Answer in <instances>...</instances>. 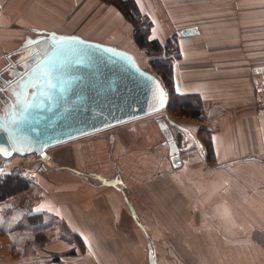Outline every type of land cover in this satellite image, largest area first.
Listing matches in <instances>:
<instances>
[{"label": "crops", "instance_id": "0c3cea01", "mask_svg": "<svg viewBox=\"0 0 264 264\" xmlns=\"http://www.w3.org/2000/svg\"><path fill=\"white\" fill-rule=\"evenodd\" d=\"M133 1L152 20L150 39L164 45L175 36L171 88L177 100H188L200 112L165 119L184 136L179 166L171 164L163 141L168 158L154 162L145 149L124 151V141L116 138V156L133 154L117 164L134 172L132 180L109 173L114 165L102 161L105 138L83 144L94 132L46 148L44 160L38 156L27 166L28 192L0 197V264H119L117 255L101 246L107 247L123 210L138 237L123 264H144V258L145 264H161L153 252L154 237L164 230L186 238L183 244L205 246L201 260L264 264V113L253 107L256 73L264 69V0ZM184 27L195 30L181 34ZM53 30L78 32L84 39L133 52L87 36L118 37L132 31L117 5L104 7L103 0H0V72L8 69L4 54L30 32ZM156 77L167 97L168 88ZM146 128L149 135L160 130L151 123ZM88 154L103 162L98 170L86 169ZM12 167L5 161L0 170ZM151 169L157 171L150 174ZM55 228L61 233L54 235ZM32 230L45 232V239L35 243ZM69 233L77 236L76 244ZM143 240L147 249L138 254L135 249Z\"/></svg>", "mask_w": 264, "mask_h": 264}, {"label": "water", "instance_id": "95a60500", "mask_svg": "<svg viewBox=\"0 0 264 264\" xmlns=\"http://www.w3.org/2000/svg\"><path fill=\"white\" fill-rule=\"evenodd\" d=\"M26 46L30 58L6 80L13 101L0 113L1 157L33 153L44 160L49 146L166 108L158 78L121 48L54 31ZM157 124L171 164L179 166L177 141L164 118Z\"/></svg>", "mask_w": 264, "mask_h": 264}, {"label": "rangeland", "instance_id": "374dc122", "mask_svg": "<svg viewBox=\"0 0 264 264\" xmlns=\"http://www.w3.org/2000/svg\"><path fill=\"white\" fill-rule=\"evenodd\" d=\"M113 0H103V6H107V5H113L114 3H112ZM134 2V1H133ZM135 4V3H134ZM115 5V4H114ZM122 12V11H121ZM127 18V17H126ZM128 19V18H127ZM129 20V19H128ZM130 21V20H129ZM131 22V21H130ZM132 24V31L131 32H121V34H119V36H115L113 35V37L110 35L109 37H99V36H95V35H87L91 38H95V39H100L102 41H107V42H111L117 46H123V47H127V48H131V51L133 50V52L130 54L133 58V60L135 61V63L142 69L150 71L153 75L158 76L161 79L162 75V71H161V67H165V64L161 63L158 59L157 56H155L154 54L151 53V48L148 46L142 47L139 46L137 44V42L135 41V27L133 25V22H131ZM54 31V30H53ZM56 33L59 34H63V35H76V33L78 32H58V31H54ZM47 32H30L27 36H25L23 38V40H21L16 48L14 50H12L11 52L5 53L3 58L5 60V63L8 64L11 61V59L14 61H17V57H18V53L20 52V48L22 47H26V43L29 42L30 40L40 36L41 34H46ZM131 36V37H129ZM126 40H129V42H126ZM102 43V42H101ZM107 44V43H106ZM23 59V58H22ZM21 60V59H19ZM18 60V62H19ZM9 61V62H8ZM5 64V65H6ZM21 67V66H20ZM1 69V68H0ZM13 71H15V69H7V71H1V75L2 78L0 79V110L2 112H5V109L8 106L9 101H13V97L10 91V87L9 85H7V83L5 82L6 80L10 79L13 77ZM162 85V82L159 81ZM163 89H165L163 87ZM165 91V90H164ZM3 100V101H1ZM3 102V103H2ZM174 109H170L169 107L166 106L165 109L157 111V112H153L150 114H146L143 116H139L97 131H94V133L86 135L83 139V144H93L94 139L97 138H105L106 140V146H105V153H106V157L104 158V160L106 162H111L113 163V167L111 169V172L109 173H122V175L127 179H133L134 177V172L132 170H122L121 167H118L117 164L119 163V159L120 157H125L128 155H133L132 153L130 154H126L125 152H123L122 155L116 156L114 153V142L116 140V138H121L124 141V151L126 152H131V150H138L135 153L141 152L142 149H145L146 151H148L150 153V157L154 160V162H157V158L158 159H167V152L166 149L164 147V150L162 148L163 144L162 141L165 139L161 129H158V124H157V120L158 118H168L167 115H169L170 117L174 118L176 116H180L183 111L181 110L182 108H178L176 109L175 107H173ZM185 109H188L189 107H183ZM164 112L166 114V117L164 116ZM187 114V113H186ZM152 124L154 126V128H157L159 130V132H152L151 131V135H149L148 133V129L146 128L147 124ZM168 123V121H167ZM169 128L171 130V133L173 134V136H176L177 138V144L180 148V151L183 148V134L181 131L178 130L177 127H175L174 125H171L169 123ZM200 132L202 133V137H204V131L200 130ZM150 136V142L148 144L147 142V137L146 135ZM77 138V137H75ZM83 138V137H81ZM67 141V140H66ZM63 141V142H66ZM60 142V143H63ZM58 143V144H60ZM183 143V144H182ZM56 145V144H55ZM53 146V145H52ZM50 147V146H49ZM143 150V151H145ZM39 155L36 154H28L27 156H22V157H18L16 155L10 157L9 159H4L0 157V166H2V164L5 161L8 162H12L13 167L11 169H9L10 172L17 170L16 165L20 162H23L26 166L25 170L20 171L22 174H29L30 171L27 168V166H30L34 160L39 159L38 157ZM41 157V156H40ZM210 157V156H208ZM110 158V160H109ZM85 164H86V169L87 170H98L99 168V164L103 163L101 162L100 159L95 158L94 156H91V154H88V156H86L85 158ZM100 160V162H99ZM45 162V161H44ZM38 167V166H37ZM154 167V166H153ZM152 167V168H153ZM155 171H157V169H151L150 170V174L155 173ZM151 177V176H150ZM9 182V181H8ZM13 186V185H11ZM15 186L13 187H9V189L11 190V192L7 195L10 194H20V193H27L28 192V185H25L24 188L22 189L20 187V185H17L15 188ZM141 195V194H140ZM148 205V204H147ZM29 230H24V232L28 233ZM34 231V230H32ZM51 229L47 230V235L50 236L51 235ZM136 231L132 228V224L131 221L129 220V216L128 214L123 210L122 211V216L119 220H117L111 230H110V241L109 243H107V247L105 246H101V249L104 248L105 251L110 252V253H114L117 255L118 257V262L119 264H123V263H127L128 260H130V253L131 249H130V244L131 242L133 243H137L138 241V237L137 234L135 233ZM45 232H40L39 231H34L35 236L33 237L35 240V243H41L43 241V239H45L44 237H46L44 235ZM54 235L55 234H59L61 233L60 229H54L53 230ZM26 236V235H25ZM68 237L76 244L77 243V236L70 234L68 235ZM186 238L177 235L175 236L173 234V232L171 230H164L162 231V234H156L154 237L155 240V250H153V252H155V254L157 255V257L159 258V261L161 264H235L236 261H227L224 260L222 261V263H219L217 261H213V260H201L199 258V254L201 253H205L206 252V247L205 246H190L187 244H183L181 243L182 240H185ZM138 244V243H137ZM140 245V249L136 248L135 251L139 253L144 254L147 246L144 243V240L142 241V243H139ZM193 247V249H192ZM14 252V251H13ZM66 253H72V250H68ZM145 264V258L142 261Z\"/></svg>", "mask_w": 264, "mask_h": 264}, {"label": "trees", "instance_id": "16d2710c", "mask_svg": "<svg viewBox=\"0 0 264 264\" xmlns=\"http://www.w3.org/2000/svg\"><path fill=\"white\" fill-rule=\"evenodd\" d=\"M112 3L117 5L122 13L127 17L131 22H133V25L135 27V41L139 46L145 47L148 46L151 48V53L158 57L159 61L163 64H165V67L161 68L162 75L161 79L163 83L168 88V96H167V102L166 106L170 109H176L182 108L181 110L184 113L191 114L193 116L199 115V110L196 108V106H189L188 100L179 101L178 96L174 94L173 89L171 88V78L169 76V66H170V58L175 53V36H170L164 45H162L158 39H150L149 38V31L150 27L152 25V20L145 14H142L137 9L136 5L134 4L133 0H113ZM161 54L163 56H161ZM183 107H189L188 109H185ZM211 153L210 145L207 144L206 147V155L209 156ZM1 157V156H0ZM4 158V157H1ZM9 159V158H4ZM0 197L5 196L11 192L9 187L20 185V187L23 189L25 185H28L29 178L26 177L24 174H22L20 171L15 170L13 172L6 171L3 172L0 170ZM9 181V182H8ZM13 185V186H11ZM14 187V188H15ZM57 256H55V259Z\"/></svg>", "mask_w": 264, "mask_h": 264}, {"label": "built area", "instance_id": "2783aa9c", "mask_svg": "<svg viewBox=\"0 0 264 264\" xmlns=\"http://www.w3.org/2000/svg\"><path fill=\"white\" fill-rule=\"evenodd\" d=\"M253 107L259 113H264V69L257 71L254 84ZM18 171L25 170L23 162L16 165Z\"/></svg>", "mask_w": 264, "mask_h": 264}, {"label": "flooded vegetation", "instance_id": "af4514ba", "mask_svg": "<svg viewBox=\"0 0 264 264\" xmlns=\"http://www.w3.org/2000/svg\"><path fill=\"white\" fill-rule=\"evenodd\" d=\"M27 47V46H26ZM26 47H22V48H20V52L17 54L18 55V59H17V61L16 60H12L11 59V61L9 62V64H8V69H10V70H12V69H15V70H18V68L22 65V63L26 60V59H28V58H30V54H29V51L26 49ZM23 56H24V58H23ZM23 58V59H22ZM19 59H21V60H19ZM18 60H19V62H18ZM164 141V140H163Z\"/></svg>", "mask_w": 264, "mask_h": 264}, {"label": "snow or ice", "instance_id": "6c2138e0", "mask_svg": "<svg viewBox=\"0 0 264 264\" xmlns=\"http://www.w3.org/2000/svg\"><path fill=\"white\" fill-rule=\"evenodd\" d=\"M25 76H27V73H25ZM21 79V81L24 79V77H21L20 78ZM19 86V85H18ZM21 95H23V92H21ZM160 95H161V98L163 97V92H162V90H161V92H160ZM163 106V102H162V100H161V107ZM0 151H3V149H0ZM0 175H2V173H0Z\"/></svg>", "mask_w": 264, "mask_h": 264}, {"label": "bare ground", "instance_id": "6f19581e", "mask_svg": "<svg viewBox=\"0 0 264 264\" xmlns=\"http://www.w3.org/2000/svg\"><path fill=\"white\" fill-rule=\"evenodd\" d=\"M166 98H167V97H166ZM105 128H106V127H105ZM102 129H103V128H102ZM96 131H97V130H96ZM93 132H94V131H93ZM90 133H91V132H90ZM87 134H88V133H87ZM81 136H82V135H81ZM78 137H79V136H78ZM72 139H73V138H72ZM69 140H70V139H69ZM47 148H48V147H47ZM45 150H46V149H45ZM13 155H15V154H12L11 156H13ZM11 156H10V157H11Z\"/></svg>", "mask_w": 264, "mask_h": 264}]
</instances>
